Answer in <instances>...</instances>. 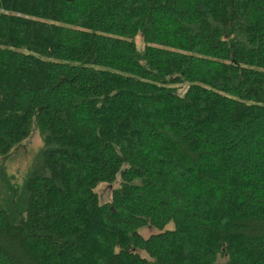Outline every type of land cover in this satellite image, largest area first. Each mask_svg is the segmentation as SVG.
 I'll list each match as a JSON object with an SVG mask.
<instances>
[{
    "label": "trees",
    "instance_id": "1",
    "mask_svg": "<svg viewBox=\"0 0 264 264\" xmlns=\"http://www.w3.org/2000/svg\"><path fill=\"white\" fill-rule=\"evenodd\" d=\"M34 126L0 264H264V0H0V156Z\"/></svg>",
    "mask_w": 264,
    "mask_h": 264
},
{
    "label": "rangeland",
    "instance_id": "2",
    "mask_svg": "<svg viewBox=\"0 0 264 264\" xmlns=\"http://www.w3.org/2000/svg\"><path fill=\"white\" fill-rule=\"evenodd\" d=\"M133 40L136 43L138 51H142L145 41L141 31L136 33ZM142 62L146 63V60L142 58ZM168 83L173 84L172 81ZM177 86L179 93H183L187 87L185 83ZM43 145L44 139L38 127L34 126L31 129L30 135L15 145L8 155L0 156V184L3 183L2 178L7 177L11 184L17 185L16 189L20 188L28 171L38 159ZM115 184H117V181L114 183L104 181L97 186V191L103 202L110 200L112 188ZM173 225L174 223L170 222L166 225V228L173 227ZM158 231H160V228L156 226H143L139 228V232L144 236ZM144 253L147 254L146 251Z\"/></svg>",
    "mask_w": 264,
    "mask_h": 264
}]
</instances>
